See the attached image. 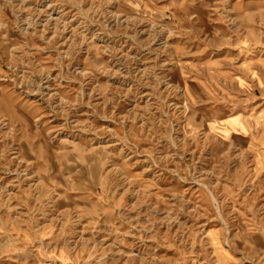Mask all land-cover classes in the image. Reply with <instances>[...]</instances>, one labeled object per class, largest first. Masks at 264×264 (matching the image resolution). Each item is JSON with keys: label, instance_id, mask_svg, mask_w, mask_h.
I'll use <instances>...</instances> for the list:
<instances>
[{"label": "rangeland", "instance_id": "1", "mask_svg": "<svg viewBox=\"0 0 264 264\" xmlns=\"http://www.w3.org/2000/svg\"><path fill=\"white\" fill-rule=\"evenodd\" d=\"M0 264H264V0H0Z\"/></svg>", "mask_w": 264, "mask_h": 264}, {"label": "bare ground", "instance_id": "2", "mask_svg": "<svg viewBox=\"0 0 264 264\" xmlns=\"http://www.w3.org/2000/svg\"><path fill=\"white\" fill-rule=\"evenodd\" d=\"M235 123H237V122H236V119H235V120L233 119V120L230 122V125H235Z\"/></svg>", "mask_w": 264, "mask_h": 264}]
</instances>
